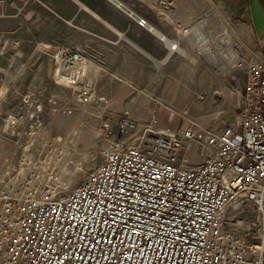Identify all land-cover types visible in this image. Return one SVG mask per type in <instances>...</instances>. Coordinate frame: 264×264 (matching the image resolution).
<instances>
[{
	"label": "rangeland",
	"instance_id": "rangeland-1",
	"mask_svg": "<svg viewBox=\"0 0 264 264\" xmlns=\"http://www.w3.org/2000/svg\"><path fill=\"white\" fill-rule=\"evenodd\" d=\"M173 1L182 0L159 3ZM90 5L95 9L78 0H0V173L19 187L66 194L114 144L150 139L144 132L152 124L178 129L194 121L220 130L243 106L248 70L264 54L211 0L188 26L175 11L181 26L170 37L180 47L171 53L110 1ZM142 37L146 42L137 41ZM68 52L85 61L68 68ZM84 85L91 88L87 103L79 97ZM186 151L190 164L206 153L196 142Z\"/></svg>",
	"mask_w": 264,
	"mask_h": 264
},
{
	"label": "built area",
	"instance_id": "built-area-1",
	"mask_svg": "<svg viewBox=\"0 0 264 264\" xmlns=\"http://www.w3.org/2000/svg\"><path fill=\"white\" fill-rule=\"evenodd\" d=\"M144 25L146 20L139 19ZM72 68L85 58L68 52ZM220 130L153 125L114 144L68 193L0 173V264H264V54ZM80 100L91 99L84 85ZM35 124L41 117L30 116ZM153 121H156L154 118ZM119 122V132L128 130ZM103 128L113 135L111 122ZM196 142L206 153L188 163ZM250 239V242L248 241Z\"/></svg>",
	"mask_w": 264,
	"mask_h": 264
},
{
	"label": "crops",
	"instance_id": "crops-1",
	"mask_svg": "<svg viewBox=\"0 0 264 264\" xmlns=\"http://www.w3.org/2000/svg\"><path fill=\"white\" fill-rule=\"evenodd\" d=\"M78 1L88 5L85 9H95V7L90 5L92 0ZM108 1L122 12L132 17L138 28L144 31L148 37L155 35L158 40L165 43V41L160 38L159 33L171 38L170 36L176 34L178 26H181L179 21L176 20L177 18H175V11L178 12V19L183 22L182 26H188L191 20H196L198 12L205 9L207 0H182L178 3L174 1L159 3V0H137V5L135 6L130 4V0H118L135 15H131L124 7L119 6L113 0ZM211 1L225 9L232 22L237 23L246 30L252 41L259 44L260 49L264 52V0ZM140 18L146 20L144 25L140 24ZM176 22L178 23L176 24ZM171 39L176 40L174 38ZM137 41L144 43L146 39L142 37L141 39H137ZM166 46L169 48L167 44Z\"/></svg>",
	"mask_w": 264,
	"mask_h": 264
},
{
	"label": "bare ground",
	"instance_id": "bare-ground-1",
	"mask_svg": "<svg viewBox=\"0 0 264 264\" xmlns=\"http://www.w3.org/2000/svg\"><path fill=\"white\" fill-rule=\"evenodd\" d=\"M159 36H160V38L161 39H163L164 41H165V43L169 46V49H170V52L169 53H171L172 51H174V50H176L178 47H180L179 46V44H178V42L176 41V40H173V39H171V38H168L167 36H165V35H163V34H161V33H159ZM168 56V55H167ZM234 55L231 53V57H233ZM85 68V66H81L80 67V69L78 70V71H80V70H82V69H84ZM81 72V71H80Z\"/></svg>",
	"mask_w": 264,
	"mask_h": 264
},
{
	"label": "water",
	"instance_id": "water-1",
	"mask_svg": "<svg viewBox=\"0 0 264 264\" xmlns=\"http://www.w3.org/2000/svg\"><path fill=\"white\" fill-rule=\"evenodd\" d=\"M115 3H117L119 6L124 7L131 15L134 14L132 11H130L128 8H126L122 3H120L118 0H113ZM135 15V14H134Z\"/></svg>",
	"mask_w": 264,
	"mask_h": 264
}]
</instances>
